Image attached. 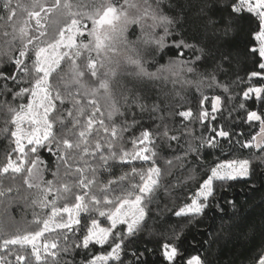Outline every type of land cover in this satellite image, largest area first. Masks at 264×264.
<instances>
[{
	"label": "snow or ice",
	"instance_id": "snow-or-ice-1",
	"mask_svg": "<svg viewBox=\"0 0 264 264\" xmlns=\"http://www.w3.org/2000/svg\"><path fill=\"white\" fill-rule=\"evenodd\" d=\"M163 2L0 0V28H10L2 32L6 38L2 54L16 69L10 74L7 69L0 71V93H10L14 99L27 98L18 109L8 107L14 147L0 166V197L14 191L12 186H4L6 181L14 183L22 177L26 188L22 192L20 186L15 187L17 199L28 204V194L35 192L31 205L41 210L39 214L34 212L38 230L18 231L0 240V251L15 256L16 264H74L77 250L96 246L101 252L80 264H125L123 257L128 255L133 257L129 264H149L143 254L129 253L127 248L142 231L148 206L165 175L157 166L162 145L171 149L176 142L179 148L184 138L183 156L166 161L169 167L176 162L181 168L184 165L180 162L189 153L199 155L202 148H209L224 154L225 143L227 155L236 151L237 145L264 153V85L243 91V99L256 107L247 111L245 122L259 126V131L243 143L233 139L234 131L226 130L231 124L222 105L231 101L230 95L225 100L220 95L211 97L209 111L204 105L210 98L201 93L194 115L191 109L168 111L171 105L162 106L159 97L153 99L144 87L147 81L192 74L200 77L197 91L199 85L207 83L208 88L228 94L229 84L218 77H229L242 58L251 59L258 69L249 74V81L264 78V0H202L201 24L191 34L177 33L181 26L164 12ZM246 16L258 22V30L251 33L253 43L241 50L235 42ZM16 44L18 55L13 57ZM169 53L172 56L156 72L147 70L150 60H162ZM25 83L29 86L24 87ZM232 83L243 81L237 77ZM239 108H245V104L240 103ZM174 115L192 124L200 123L201 135L195 136L186 126L180 136L170 135L173 129L166 119ZM145 116L155 124V130L144 128L131 139L132 149L127 150L125 135L141 127ZM218 119L223 123L217 125ZM204 130L211 134L205 137ZM42 151L55 158L52 180L44 179L48 167L41 158ZM135 161L150 166L139 170L132 167L115 180L105 181V175H112V168ZM251 168L249 159L216 163L204 173L206 178L198 183L190 202L174 215L192 225L206 210L219 208L230 183L249 178ZM44 210L50 211L45 214ZM173 233L172 241L162 244L160 256L166 264H181V236L176 229ZM16 247L27 255L17 252ZM0 264L13 262L0 255ZM184 264L204 261L193 255ZM259 264H264V257Z\"/></svg>",
	"mask_w": 264,
	"mask_h": 264
},
{
	"label": "trees",
	"instance_id": "trees-1",
	"mask_svg": "<svg viewBox=\"0 0 264 264\" xmlns=\"http://www.w3.org/2000/svg\"><path fill=\"white\" fill-rule=\"evenodd\" d=\"M13 2L15 3V0ZM201 2L202 0H164L161 8L167 15L176 18L181 26L177 27V33L183 31L186 34H191L201 24L199 19ZM0 15H3V13H0ZM257 23L254 18L246 16L243 21V31L235 42L236 47L243 50L247 45L253 43L251 33L258 30ZM2 24L3 21H0V25ZM3 31H10V28H0V71L7 69L10 74L16 69L14 64L8 63V56L2 54L6 50L4 43L6 38L2 35ZM7 39H10V37ZM15 48L17 50L11 52L13 57L18 55L19 44H16ZM170 56H172V53H169L162 60L159 57L156 58L155 62L150 60L146 65L147 70L156 72L157 68L167 63ZM29 63L31 62L29 61ZM64 68L66 70L67 65H64ZM255 70L258 69L253 65L251 59L245 61L242 58L229 77L219 76L218 80L229 84L230 92L228 94L223 93L221 89L208 88L207 83L199 85V91H197L196 81L200 77L192 74L147 81L144 87L153 99L159 97L162 106L170 104L171 107L168 111L179 113L191 109L194 115L197 114L199 108L201 93L210 98L204 105L209 111L211 110V97L220 95L222 100H225L226 96L230 95L232 97L231 101L222 105L225 109L224 116L228 118L231 124V128H226V130L234 131L236 135L233 139L243 143L259 131L258 123L250 126L245 122L247 111L256 110V107L253 103L243 99V91L247 87L264 85V78H253L249 81V74ZM237 77L243 83L233 84L232 82L236 81ZM186 80H191L193 83H184L183 81ZM23 86L28 87L29 84L25 83ZM26 103V97L14 99L10 93H0V166L6 162V153L14 147L13 138L10 136L14 126L11 124L12 114L8 112V107L18 109L21 104ZM240 103H244L245 108H239ZM234 107L236 110L232 111ZM229 111H231V117H229ZM116 122L119 124L120 120L117 119ZM156 123H159V121L157 120ZM166 123L173 129L170 135L180 136L181 132L184 131V126L193 129L195 136L199 137L201 135L202 125L200 123H189L178 115L168 117ZM222 123L223 121L219 119L216 121L217 125ZM144 128L155 130V124L148 120L147 116H145L141 127L135 130L130 129L129 133L125 135V139L128 140L125 145L127 150L132 149L131 139L139 136ZM4 129H8V131L4 132ZM210 134L207 130L203 131L205 137ZM157 143L161 142L157 140ZM193 143L195 145V142ZM162 147L164 150L160 152L157 166L161 168L165 175L160 181L155 199L148 206L150 211L142 225V231L131 239L127 251L143 254L149 264H153V261L155 264H166L160 256L161 246L166 241H172L173 229H176V232L181 236L180 251L183 254L181 264H184L193 255H199L204 264H258L264 254V158H260L264 157V153L257 149L251 151L241 149L237 145V150L231 155H227V144L225 143L224 154L209 148H202L199 155L189 153L180 162L184 165L181 168L176 162L169 167L166 161L174 156H183V150L186 147L184 138L181 139L179 148L176 142H172L171 149H168L166 145H162ZM13 158H15V155H13ZM41 158L48 167V171L44 173V179L52 180L51 172L55 171V158L47 151L41 152ZM224 159H249L252 166V175L249 178L231 182L223 194L220 207L206 210L202 217L195 218L192 225H188L185 218L176 217L174 213L190 202L191 197L197 190L198 183H202L203 179L206 178L204 173ZM149 166L148 163L141 161H135L128 166L117 165L112 168V175H105L104 179L105 181L108 179L115 180L119 176L130 172L132 167L139 170L141 168L147 169ZM4 186H12L14 191L7 197H0V230H2L0 240L11 238L18 231L23 233L38 230L37 225L34 223L36 219L34 212L39 214L41 210L39 207L31 205V200L35 199V192L28 194V204H26L23 200L17 199L15 192L16 186H20L22 192L26 188L23 185L22 177L17 178L14 183L6 181ZM44 211L46 214L50 210ZM181 225H183L182 232H180ZM12 247L10 246V248ZM15 250L20 252L18 247ZM104 250L109 249L105 248ZM99 252H101L100 246L90 247L88 250L81 248L77 250L74 256V264H80L82 260H86L91 255ZM0 254L16 264L15 256H7V250L0 251ZM20 254L27 255V252H20ZM71 258L64 257V259ZM123 259L125 264H129L133 257L128 255Z\"/></svg>",
	"mask_w": 264,
	"mask_h": 264
},
{
	"label": "rangeland",
	"instance_id": "rangeland-1",
	"mask_svg": "<svg viewBox=\"0 0 264 264\" xmlns=\"http://www.w3.org/2000/svg\"><path fill=\"white\" fill-rule=\"evenodd\" d=\"M89 26H90V22H89ZM11 38V37H10ZM1 255V254H0ZM262 257H264V254H263V256ZM259 264V263H258Z\"/></svg>",
	"mask_w": 264,
	"mask_h": 264
}]
</instances>
